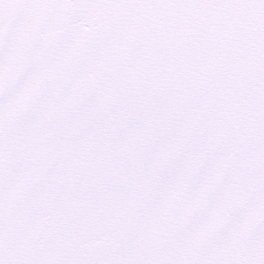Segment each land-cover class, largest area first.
<instances>
[{"label":"snow or ice","instance_id":"obj_1","mask_svg":"<svg viewBox=\"0 0 264 264\" xmlns=\"http://www.w3.org/2000/svg\"><path fill=\"white\" fill-rule=\"evenodd\" d=\"M0 264H264V0H0Z\"/></svg>","mask_w":264,"mask_h":264}]
</instances>
